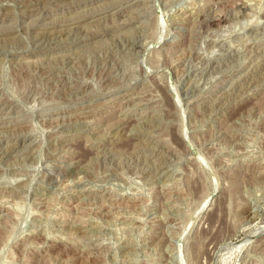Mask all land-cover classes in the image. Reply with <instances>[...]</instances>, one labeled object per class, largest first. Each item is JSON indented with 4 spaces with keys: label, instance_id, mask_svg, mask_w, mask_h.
Here are the masks:
<instances>
[{
    "label": "rangeland",
    "instance_id": "rangeland-1",
    "mask_svg": "<svg viewBox=\"0 0 264 264\" xmlns=\"http://www.w3.org/2000/svg\"><path fill=\"white\" fill-rule=\"evenodd\" d=\"M0 264H264V0H0Z\"/></svg>",
    "mask_w": 264,
    "mask_h": 264
},
{
    "label": "bare ground",
    "instance_id": "bare-ground-1",
    "mask_svg": "<svg viewBox=\"0 0 264 264\" xmlns=\"http://www.w3.org/2000/svg\"><path fill=\"white\" fill-rule=\"evenodd\" d=\"M132 15V14H131ZM124 23V22H123Z\"/></svg>",
    "mask_w": 264,
    "mask_h": 264
}]
</instances>
